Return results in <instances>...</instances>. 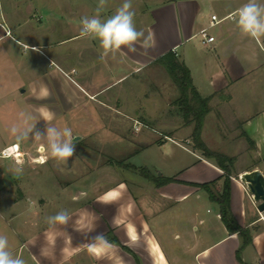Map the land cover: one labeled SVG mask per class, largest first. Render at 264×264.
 Here are the masks:
<instances>
[{
    "label": "crops",
    "instance_id": "crops-1",
    "mask_svg": "<svg viewBox=\"0 0 264 264\" xmlns=\"http://www.w3.org/2000/svg\"><path fill=\"white\" fill-rule=\"evenodd\" d=\"M44 1L39 0V7L45 11L47 22H39L38 30L48 25L49 35L61 28L63 35L52 40L41 38V43L28 44L29 48H38L36 52L49 64L55 63L69 81H73L75 67L66 71L61 65L71 56L76 57L81 66L76 85L86 97L99 98L116 83L152 67L156 59L173 51L189 68L200 95L210 97L211 110L205 120L212 114H234L239 134L235 138L244 140L226 180L215 161L193 147L191 132L179 133L184 126L181 121L158 141L166 159L164 172L158 176L173 179L164 185L132 190L123 181L108 187L96 182L91 190L76 191L92 196L73 203L67 210L68 223L55 226L46 223L47 217L55 215V208L48 203L3 207L4 221L15 229L21 241L18 253L25 251L32 264H264V210H258L260 202L240 180V175L255 169L264 175V37L257 41L241 34L232 19H225L231 21L226 25L223 20L209 26L213 14L225 17L247 0H132L137 29L154 35L151 47L145 49L142 42H137L135 53L123 49L103 59L97 39L81 37L80 29L71 31L72 24H80L82 17L95 15L99 0H51L52 5ZM117 2L122 4L123 0ZM113 10L104 5L101 17L106 19ZM52 11H60L61 15ZM0 28L4 35L11 36L13 30L7 23L0 22ZM203 28L215 37L212 43L200 42L198 32ZM75 41L79 42L77 53L70 48L61 54L55 51L57 46H63L60 44ZM45 49H51L57 60ZM97 67H102L100 82L92 75ZM37 78L31 81L30 95L23 98L22 108L36 115H41L42 108L54 113V117L67 113L58 105L70 107L64 88L59 87L62 93L57 94L58 103L49 81ZM98 102L113 107L99 99ZM38 122L44 123L42 116ZM217 129L220 131L221 126ZM185 141L190 146L183 144ZM28 142L19 144L23 148ZM15 177L18 178L15 170L0 171V180ZM204 183H215L213 189L220 193L228 188L231 214L236 224L247 230L245 235L228 230L219 204L198 186ZM99 234L106 241L97 239ZM244 240L248 243L241 248ZM11 244L8 238L10 252L15 247ZM92 244L96 245L94 252L89 251Z\"/></svg>",
    "mask_w": 264,
    "mask_h": 264
},
{
    "label": "rangeland",
    "instance_id": "rangeland-1",
    "mask_svg": "<svg viewBox=\"0 0 264 264\" xmlns=\"http://www.w3.org/2000/svg\"><path fill=\"white\" fill-rule=\"evenodd\" d=\"M44 3L54 4L51 0ZM39 5V0H0V22L7 23L13 30L10 36L4 35L0 28V150L8 143L17 145L9 131L12 125L39 121L41 115L22 108L23 98H29L30 84L36 77L49 81L56 94L54 101L59 103L57 94L62 93L59 87L64 88L69 101V108L58 104L60 110L67 113L54 117L49 123L60 128L70 127L73 136L80 138L74 141L76 151L67 163L52 158L43 141L30 139L23 148L18 144L23 153L22 172L18 173V178L0 180V211L3 212L0 213V235L12 240L11 245L15 247L11 253L24 259L25 264H32L30 257L22 249L18 253L21 241L15 229L4 221L3 207H18L24 202L29 205L48 203L55 208L56 214L62 209L68 210L75 203L90 200L92 194L84 196L83 192L79 195L76 191L91 190L96 182L108 187L123 181L132 190L151 186L154 183L145 174L159 175L164 172L166 164L158 141L165 133L171 132L170 128L183 121L174 103L179 92L162 64L157 63L122 80L99 98L90 99L76 85L81 69L76 57L71 56L61 65L66 71L75 67L71 74L73 81H69L58 71L55 63L49 64V60L36 51L20 46L38 44L43 38L52 40L63 35L60 33L62 28L60 32L49 35L48 25L38 30L36 25L39 22H47L45 11ZM105 5L115 10L122 4L117 0H105ZM52 12L61 15L60 11ZM227 23L231 21H223L224 25ZM60 24L63 25L62 20ZM80 28L81 24H72L71 31ZM196 41L198 38L192 42ZM78 43L60 44L63 46H57L55 51L61 54L63 49L70 48L71 52L77 53ZM45 50L57 60L55 54L51 55V49ZM101 68L92 70V75L99 82ZM98 99L113 107L100 105ZM204 121L201 135L209 149L233 157L240 155L243 148L240 143L244 139L235 138L239 134L235 131L237 121L234 114H212ZM217 124L221 126L220 131ZM36 127L43 129L45 122H38ZM191 129L192 126H183L178 131L182 134L192 132ZM183 144L190 146L186 141ZM39 157L45 162L41 163ZM16 166L13 158L0 157V171L15 170Z\"/></svg>",
    "mask_w": 264,
    "mask_h": 264
},
{
    "label": "clouds",
    "instance_id": "clouds-1",
    "mask_svg": "<svg viewBox=\"0 0 264 264\" xmlns=\"http://www.w3.org/2000/svg\"><path fill=\"white\" fill-rule=\"evenodd\" d=\"M104 5L105 0H99L95 15L84 16L80 20V36L92 37L99 41L103 50L101 59L110 53L115 55L123 49L135 53L137 42H142L145 49L151 47L154 35L152 33L146 35L143 30L137 29L132 0H123L122 5L115 10L114 14L106 19L101 17ZM231 19L241 34L257 41L264 37V3H260L259 0H247L232 14ZM24 47L29 51L28 44H24ZM31 50L40 51L38 48ZM41 116L45 122L43 129L36 127L38 121L33 124L25 122L24 125H12L9 129L10 134L16 139L17 145L30 139L43 141L52 158L58 162L67 163L76 151L74 142L76 137L73 136L72 129L67 126L60 128L51 125L49 122L54 119V113L47 109H41ZM44 162L41 160V163ZM22 164L21 160L16 161L15 170L17 173L22 172ZM69 219V212L62 209L55 215L47 217L46 223L49 226L67 224ZM97 239L106 241L103 234H99ZM89 251H96V245H89ZM0 264H25L24 259L20 256H14L8 250V238L4 235H0Z\"/></svg>",
    "mask_w": 264,
    "mask_h": 264
},
{
    "label": "trees",
    "instance_id": "trees-1",
    "mask_svg": "<svg viewBox=\"0 0 264 264\" xmlns=\"http://www.w3.org/2000/svg\"><path fill=\"white\" fill-rule=\"evenodd\" d=\"M154 62L164 66L179 92L174 103L178 106L182 114L183 125L192 126L190 138L193 143V147L201 151L206 158L213 159L217 166L224 171L226 180H228L234 166L235 157L209 149L203 141L201 135L205 116L211 110L209 104L210 97H203L200 95L193 84L189 68L182 60L178 59L175 52L168 51ZM145 177L157 186L164 185L173 180L172 178L163 177L162 175H153L151 173H146ZM198 186L207 190L210 199L219 204L221 218L228 230L245 235L247 230L239 227L231 214L228 188L225 187L222 193H220L213 189L215 187V183H204ZM247 243L248 241L244 240L241 248H243V246ZM238 258L240 259L239 256Z\"/></svg>",
    "mask_w": 264,
    "mask_h": 264
},
{
    "label": "built area",
    "instance_id": "built-area-1",
    "mask_svg": "<svg viewBox=\"0 0 264 264\" xmlns=\"http://www.w3.org/2000/svg\"><path fill=\"white\" fill-rule=\"evenodd\" d=\"M233 13H230L226 15L225 17L219 18L216 14H213L210 19L209 26L212 27L216 25L217 23H220L221 21L225 19H231ZM198 36L200 38V42L203 45H207L209 43H212L215 40V37L211 35L208 31V28H203L198 32ZM0 157L4 158H13L15 161L17 160H23V153L21 151V148L16 144H11L9 146L4 147L0 151ZM41 158V157H39Z\"/></svg>",
    "mask_w": 264,
    "mask_h": 264
},
{
    "label": "water",
    "instance_id": "water-1",
    "mask_svg": "<svg viewBox=\"0 0 264 264\" xmlns=\"http://www.w3.org/2000/svg\"><path fill=\"white\" fill-rule=\"evenodd\" d=\"M79 137H76L78 139ZM240 180L246 185L256 202L259 211L264 210V175L260 170L255 169L240 175ZM80 195V194H79Z\"/></svg>",
    "mask_w": 264,
    "mask_h": 264
},
{
    "label": "bare ground",
    "instance_id": "bare-ground-1",
    "mask_svg": "<svg viewBox=\"0 0 264 264\" xmlns=\"http://www.w3.org/2000/svg\"><path fill=\"white\" fill-rule=\"evenodd\" d=\"M41 160H43V159L41 158Z\"/></svg>",
    "mask_w": 264,
    "mask_h": 264
}]
</instances>
